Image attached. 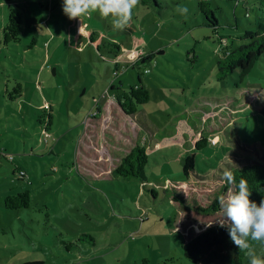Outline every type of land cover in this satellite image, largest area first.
I'll use <instances>...</instances> for the list:
<instances>
[{
    "label": "rangeland",
    "instance_id": "1",
    "mask_svg": "<svg viewBox=\"0 0 264 264\" xmlns=\"http://www.w3.org/2000/svg\"><path fill=\"white\" fill-rule=\"evenodd\" d=\"M200 1L139 0L130 25L113 30L98 12L68 19L63 0H0V264H193L184 244L219 213H188L164 186L186 180L192 153L193 179L264 162V55L243 84L239 71L219 78V61L251 42L264 12L258 0H207L215 31ZM11 7L24 13L23 34L6 44ZM140 78L150 102L128 116L117 97ZM137 145L146 183L114 172ZM24 191L30 208L6 207Z\"/></svg>",
    "mask_w": 264,
    "mask_h": 264
},
{
    "label": "trees",
    "instance_id": "2",
    "mask_svg": "<svg viewBox=\"0 0 264 264\" xmlns=\"http://www.w3.org/2000/svg\"><path fill=\"white\" fill-rule=\"evenodd\" d=\"M7 1L11 2L12 0ZM153 1L158 4V0H141L144 4H149ZM257 4L260 10L264 12V0H258ZM199 9L205 18L204 25L217 31L220 24L211 7V3L207 0H201L199 2ZM23 17L24 13L21 8L11 7L9 22L4 29V42L6 44L18 43L21 40ZM256 26L257 31L253 33L249 32L247 36L251 39L249 44L240 46L234 51L227 53V56L219 61L220 79L225 80L239 71V82L243 84L256 63L262 58L264 55V19L258 18ZM138 58H141V56ZM141 82L140 78V83L132 86L130 90L125 91L117 97L118 105L128 116L136 115L140 106L150 102L149 90ZM15 92L17 96L16 98L12 97V100L23 96V85L18 84L15 87ZM259 111L264 114V103ZM50 118L52 119V115H50ZM40 122H44L43 116L40 117ZM208 128H210L209 132L216 134H219L222 130L219 129V126L215 122L211 123ZM210 135L209 133L208 138L204 134L201 135L195 144L196 150H201L210 143ZM148 162L147 148L137 145L130 150L128 155L121 159L114 172L123 178H137L146 183L148 180ZM196 162L195 153L186 158L183 168L186 180L180 182L169 181L164 186L165 194L174 204L188 210V213H199L204 216L218 214V198L226 194L230 186L224 182L223 177L217 179L198 177L197 179H193L196 174ZM228 170L234 173L237 183L241 177L248 181V187L252 193L250 200L259 204L261 199H264V162L246 161L244 165L230 166ZM17 171L21 178L27 174L19 166L17 167ZM31 202L30 191H24L16 195L7 196L5 205L9 209L18 210L30 208ZM252 243L254 246L258 244L256 242ZM183 248L187 259L193 264H245L246 257L244 254L232 243L227 229L219 227L218 224L207 227L201 233L189 239Z\"/></svg>",
    "mask_w": 264,
    "mask_h": 264
},
{
    "label": "clouds",
    "instance_id": "3",
    "mask_svg": "<svg viewBox=\"0 0 264 264\" xmlns=\"http://www.w3.org/2000/svg\"><path fill=\"white\" fill-rule=\"evenodd\" d=\"M138 4L139 0H63V13L70 20H81L83 15L98 12L102 18H110L113 30H124L130 25ZM177 11L187 14L188 9L180 6ZM223 180L230 187L218 198L219 218L215 222L227 229L230 240L248 258L249 264H264V250L258 252L252 243L264 245V199L259 204L250 200L248 181L241 177L237 183L231 170L223 172ZM212 223H206V227Z\"/></svg>",
    "mask_w": 264,
    "mask_h": 264
},
{
    "label": "built area",
    "instance_id": "4",
    "mask_svg": "<svg viewBox=\"0 0 264 264\" xmlns=\"http://www.w3.org/2000/svg\"><path fill=\"white\" fill-rule=\"evenodd\" d=\"M212 142L215 143V142H217V141H215V139H213Z\"/></svg>",
    "mask_w": 264,
    "mask_h": 264
},
{
    "label": "crops",
    "instance_id": "5",
    "mask_svg": "<svg viewBox=\"0 0 264 264\" xmlns=\"http://www.w3.org/2000/svg\"><path fill=\"white\" fill-rule=\"evenodd\" d=\"M135 56L137 55V54H134Z\"/></svg>",
    "mask_w": 264,
    "mask_h": 264
}]
</instances>
